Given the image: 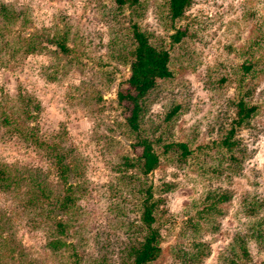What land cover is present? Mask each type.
<instances>
[{
  "label": "rangeland",
  "instance_id": "374dc122",
  "mask_svg": "<svg viewBox=\"0 0 264 264\" xmlns=\"http://www.w3.org/2000/svg\"><path fill=\"white\" fill-rule=\"evenodd\" d=\"M133 20L171 50L174 72L151 95L145 124L159 126L167 140L201 148L186 162L161 155L145 178L162 198V251L150 264H220L238 247V237L248 249L245 264L261 262L264 248L249 236L254 218L248 208L254 197L264 196V0H191L172 21L164 0H142L135 10L116 8L110 0H0V163L21 170L25 180L41 171L55 194L78 184L77 205L63 217L70 218L63 234L69 244L57 250L48 246L49 204L25 207V180L18 190L0 189V233L6 238L0 264L129 261L140 196L129 176L135 171H125L122 161L138 148L124 129L127 102L117 99L129 64L115 41ZM177 27L187 32L181 43H172ZM59 37L67 51L57 44ZM246 58L256 62L251 71L241 67ZM245 90L258 112L237 133L243 161L233 169L216 147L205 146L229 120L230 98ZM174 105L177 111L164 121ZM48 144L65 154L71 167L66 179ZM220 189L230 199L209 212L210 219L205 195ZM190 219L200 220L192 234ZM199 241L208 244V252L187 260Z\"/></svg>",
  "mask_w": 264,
  "mask_h": 264
},
{
  "label": "trees",
  "instance_id": "16d2710c",
  "mask_svg": "<svg viewBox=\"0 0 264 264\" xmlns=\"http://www.w3.org/2000/svg\"><path fill=\"white\" fill-rule=\"evenodd\" d=\"M110 1L120 9L135 10L142 6V0ZM190 4L191 0H164L171 21L182 17ZM186 32L185 28H175L170 34L172 43H181ZM151 37V32L133 20L127 30L122 32L121 38L115 41V43L119 41V47L125 51L123 59L126 58L129 64V75L125 79L126 86L117 91V99L119 102H127L124 129L126 135L132 139L131 145L138 148L135 154L124 155L122 161L125 171L130 168L135 171L133 175L129 176L137 181V190L140 196V211L134 227V239L128 246L129 261L127 264H150L158 258L162 251V234L158 223L162 213L160 208L162 198L155 194L156 190L153 184L145 180L146 176L159 165L161 155L168 159L186 162L194 150L201 149L200 146L194 149L186 140H167L162 136L159 126L150 127L145 124L151 95L158 90L163 80L171 79L174 73L170 66L171 50L165 44L154 42ZM57 39L60 49L67 51L68 46L65 38ZM248 53L250 58L254 54L252 50ZM255 63V61L246 58L241 67L244 71H251ZM238 85L241 88L242 84ZM245 93L246 90L230 98L229 103L233 110L229 120L220 127L218 138L205 146L216 147L222 154L223 162L233 169L240 168L243 161V149L237 133L241 127L249 125L258 112V104L246 99ZM177 109L178 105L172 106L163 117L164 121H169ZM158 130L160 131L157 132ZM41 144L44 146L45 141ZM57 147V144H48V153L52 162L57 165L60 176L66 179L71 167L65 161V154ZM23 176L21 170H13L7 164L0 163V189L18 190L19 184L25 180ZM27 178L25 180L28 186L27 198L24 200L25 207L49 204L46 207L47 216L49 220H53V225L48 246L52 250L67 246L69 242L65 240L63 234H66L67 230L65 220H70V218L64 219L63 217L66 214H71L72 209L77 205L78 184L69 183L66 190L55 194L41 171H31ZM228 199H230V193L227 190H211L205 195L206 203L203 206L205 215H208L209 212L213 215L221 210L218 208L219 205ZM210 213V219H214ZM248 213L254 218L249 236L256 237L264 248V196H257L249 201ZM212 221L205 220L208 223ZM186 222L187 229L191 234L200 229L199 219H190ZM4 241L6 238L0 233V243ZM236 241L239 243L238 247L222 256L220 264H245L247 262L248 249L244 242L245 238L238 237ZM195 244L194 253L185 255L189 261L200 259L208 252V244L201 241L195 242ZM259 264H264V256Z\"/></svg>",
  "mask_w": 264,
  "mask_h": 264
}]
</instances>
